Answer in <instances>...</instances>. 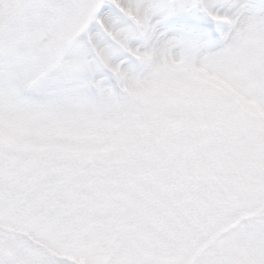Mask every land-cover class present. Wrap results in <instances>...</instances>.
Here are the masks:
<instances>
[{
	"label": "snow or ice",
	"instance_id": "1",
	"mask_svg": "<svg viewBox=\"0 0 264 264\" xmlns=\"http://www.w3.org/2000/svg\"><path fill=\"white\" fill-rule=\"evenodd\" d=\"M0 264H264V0H0Z\"/></svg>",
	"mask_w": 264,
	"mask_h": 264
}]
</instances>
